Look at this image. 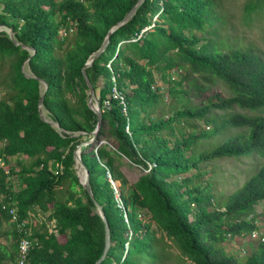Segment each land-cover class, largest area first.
Masks as SVG:
<instances>
[{
    "label": "trees",
    "instance_id": "1",
    "mask_svg": "<svg viewBox=\"0 0 264 264\" xmlns=\"http://www.w3.org/2000/svg\"><path fill=\"white\" fill-rule=\"evenodd\" d=\"M136 1L0 0V264L15 260L18 224L36 207L56 233L45 223L22 225L39 240L29 264H94L105 243L96 203L110 231L100 264H264V241L244 255L225 248L256 228L264 202V56L232 32L224 0H144L113 31L86 73L102 111L96 138L114 149L81 151L93 197L79 181L73 150L97 123L81 68ZM241 10L260 20L264 0H245ZM173 69L184 71L179 81L168 78ZM195 74L228 95L192 102L183 83ZM39 79L47 83L45 114L61 131L39 115ZM217 135L216 144L202 141ZM15 155L24 161L13 166ZM121 156L145 171L136 181L116 164ZM226 157L250 158L256 169L218 197L213 178L202 176Z\"/></svg>",
    "mask_w": 264,
    "mask_h": 264
},
{
    "label": "rangeland",
    "instance_id": "2",
    "mask_svg": "<svg viewBox=\"0 0 264 264\" xmlns=\"http://www.w3.org/2000/svg\"><path fill=\"white\" fill-rule=\"evenodd\" d=\"M243 1L245 0H224V6L227 17L232 26V32L243 37L246 42L253 44L254 48L257 51H260L264 56V18H261L260 20L245 18L241 10ZM58 37L60 38L59 33ZM23 69L24 71L29 72V68L26 64H24ZM183 74L184 71H176L173 69L169 72L168 78L174 81H179L181 75L183 76ZM157 84L162 86L163 91H166V85L160 80L158 76ZM183 86L187 89L188 96L190 97L191 101L195 103H204L208 97L215 93H219L222 96L228 95V92L223 85L205 83L200 78H198L196 74L191 75L189 79L183 83ZM97 93L98 91L96 92V95ZM205 128H208V126ZM221 136L223 135L205 138L202 141L205 142L206 145H213L220 142L221 139L219 137ZM88 140H90V138L85 136L81 138L79 144H83L80 146V151L88 152L92 149H97L103 144H106L108 149H114L112 143L107 142V140H105L103 137L95 138L90 142V144H88ZM8 161L11 165L16 166L18 165V162L24 161V159L22 155H15L8 157ZM115 162L122 170L128 181L131 183L136 181L137 178L145 172L139 165L135 164L124 156L115 157ZM206 169H208L209 172L204 174L202 179L213 178V190L219 197L226 196L241 186L242 183L255 171L256 167L254 166L253 160L250 158L226 157L210 162V164L206 166ZM211 169H213V171ZM81 170L83 171L82 168ZM195 171L196 170L191 169L189 173H195ZM182 176H184V174L180 175V177ZM13 184L16 186V188H18V180L16 181L14 179ZM255 212L257 218L254 223L256 225L258 235L254 238H250L247 234L230 237V239L225 243V248L230 253L244 255L249 252L251 248L256 246L257 243L261 242V238L264 235V202L260 201L256 205ZM47 214V212H42L37 207L33 208L29 214V225L34 228V226L37 227L41 223H45L48 229H52L53 224L51 220H49ZM259 235H261L260 239H258ZM0 242L5 243L4 238L0 237Z\"/></svg>",
    "mask_w": 264,
    "mask_h": 264
},
{
    "label": "water",
    "instance_id": "3",
    "mask_svg": "<svg viewBox=\"0 0 264 264\" xmlns=\"http://www.w3.org/2000/svg\"><path fill=\"white\" fill-rule=\"evenodd\" d=\"M143 1L144 0H137L135 2V4L130 8V10L119 21H117L115 24L111 25V27L108 29V31L105 35V38H104L103 42L101 43V45L99 46V48L86 60V62L84 63V65L81 68L82 75H83L84 81H85L86 86H87V94H88L87 105L97 115V123H96L94 130L92 131V136H91L92 139L90 138V140L87 141L88 144H90V142L93 141L97 137L98 131H99L100 126H101V121H102V111L100 108V104H99V100L97 98V95L95 94L93 85H92V83H91V81H90V79L86 73V68L91 66L93 64V62L99 57V55L105 50L106 46L109 43V38H110L111 34L113 33V31L117 27L124 24L125 22H127L131 18L134 15L137 8L142 4ZM1 27L2 26H0V30L4 29V27L3 28H1ZM6 31L8 32L12 41L16 45H18L19 42L16 41V39L14 37V33L12 32V30L10 28H7ZM28 48L30 50H32V52H34V50L31 47H28ZM23 68H24V64L22 65V70H23L25 76H27V77L33 76L30 72V69H29V72H26V71H24ZM39 81H40V87L42 90L41 96L38 100L39 115H40L42 120L48 122L50 125L55 127L57 130L61 131L62 129L60 128L59 124L56 121L49 119L45 114L42 99L44 96V91L47 88V83L45 81H43L42 79H39ZM82 144L83 143H80V144L78 143L73 150V158L75 160L74 169H75V172H76V174L79 178V181H80L81 185L83 186V188L87 191V193L91 197H93L91 185L89 182V172H88V170H87V168H86V166L83 163L82 158H81L80 146ZM81 168L83 169V171L81 170ZM81 172L83 173V176L81 175ZM96 206H97V212L101 216V218L103 219L104 225H105L104 248H103L101 255L99 256V258L94 263V264H100L105 259L107 252H108V249L110 247V231H109V225H108L107 219L104 216V213H103L101 206L97 203H96Z\"/></svg>",
    "mask_w": 264,
    "mask_h": 264
},
{
    "label": "built area",
    "instance_id": "4",
    "mask_svg": "<svg viewBox=\"0 0 264 264\" xmlns=\"http://www.w3.org/2000/svg\"><path fill=\"white\" fill-rule=\"evenodd\" d=\"M72 31H73V28H70L69 32H72ZM66 34H67L66 29L61 28L59 30L60 38L64 37ZM59 169H61V166L59 167ZM12 189H13V191H15L16 186H13ZM9 213L11 214V221H15L16 215H17V207H16L14 202H12V206L9 209ZM51 222L53 225H52V229H49V232H55L56 233V230L54 229L55 222L53 219L51 220ZM23 224H29V217L26 220H24L22 224H18V230L21 233V236H20L19 241H18V254H17L15 260L13 262H11L10 264H29L30 250L39 244L38 237L32 235L31 226H29L27 229H24L22 227ZM247 235L250 238H254L258 235V231L256 230V228H253ZM260 238H261V235L258 236V239H260ZM261 239H262L261 242H263L264 241V235ZM125 247H127V243H125Z\"/></svg>",
    "mask_w": 264,
    "mask_h": 264
},
{
    "label": "bare ground",
    "instance_id": "5",
    "mask_svg": "<svg viewBox=\"0 0 264 264\" xmlns=\"http://www.w3.org/2000/svg\"><path fill=\"white\" fill-rule=\"evenodd\" d=\"M83 173L81 172V175H82Z\"/></svg>",
    "mask_w": 264,
    "mask_h": 264
}]
</instances>
